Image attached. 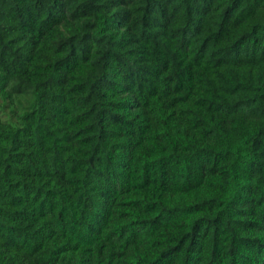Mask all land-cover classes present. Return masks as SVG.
Instances as JSON below:
<instances>
[{"label":"trees","instance_id":"obj_1","mask_svg":"<svg viewBox=\"0 0 264 264\" xmlns=\"http://www.w3.org/2000/svg\"><path fill=\"white\" fill-rule=\"evenodd\" d=\"M0 264H264V0H0Z\"/></svg>","mask_w":264,"mask_h":264},{"label":"rangeland","instance_id":"obj_2","mask_svg":"<svg viewBox=\"0 0 264 264\" xmlns=\"http://www.w3.org/2000/svg\"><path fill=\"white\" fill-rule=\"evenodd\" d=\"M0 112H1V113H3V114H6V113H7V111H5V112H2V111H1V109H0Z\"/></svg>","mask_w":264,"mask_h":264}]
</instances>
